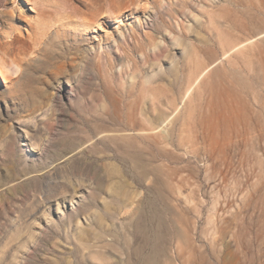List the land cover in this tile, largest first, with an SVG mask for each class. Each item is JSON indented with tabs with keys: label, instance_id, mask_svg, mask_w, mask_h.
I'll list each match as a JSON object with an SVG mask.
<instances>
[{
	"label": "rangeland",
	"instance_id": "374dc122",
	"mask_svg": "<svg viewBox=\"0 0 264 264\" xmlns=\"http://www.w3.org/2000/svg\"><path fill=\"white\" fill-rule=\"evenodd\" d=\"M128 2L0 0V264H264V0Z\"/></svg>",
	"mask_w": 264,
	"mask_h": 264
},
{
	"label": "bare ground",
	"instance_id": "6f19581e",
	"mask_svg": "<svg viewBox=\"0 0 264 264\" xmlns=\"http://www.w3.org/2000/svg\"><path fill=\"white\" fill-rule=\"evenodd\" d=\"M29 1V0H28ZM135 7V0H129V2L126 4H123V8H125V10L127 11V10H131V9H133ZM118 11H120V9L119 8H116V9H114V10H110V14H112L113 16L115 15V13L116 12H118ZM106 13V11H104L101 7H99L98 9H96V14L98 15H101V14H103L104 16L106 15L105 14ZM94 22H92V23H90V24H87V23H84V22H82L81 23V26H85V27H89V26H91L92 24H93ZM17 67V66H16ZM5 72L2 70V69H0V74H4Z\"/></svg>",
	"mask_w": 264,
	"mask_h": 264
}]
</instances>
